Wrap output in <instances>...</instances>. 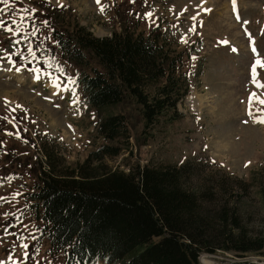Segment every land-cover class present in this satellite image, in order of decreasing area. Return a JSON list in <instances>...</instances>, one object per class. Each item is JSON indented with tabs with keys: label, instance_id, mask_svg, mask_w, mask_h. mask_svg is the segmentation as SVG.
Returning <instances> with one entry per match:
<instances>
[{
	"label": "rangeland",
	"instance_id": "rangeland-1",
	"mask_svg": "<svg viewBox=\"0 0 264 264\" xmlns=\"http://www.w3.org/2000/svg\"><path fill=\"white\" fill-rule=\"evenodd\" d=\"M45 1L66 9L61 28L83 26L98 38L122 29L144 36L158 30L169 51L184 54L190 90L176 105L180 117L150 129L126 100L94 109L75 83L89 70L45 47L54 44L50 29L40 27L37 40L23 36L26 11L43 12L34 0H0V264H63L29 199L40 163L46 151L56 169H75L104 145L122 147L103 163L124 172L196 159L217 181L226 174L245 182L248 192L237 205L242 223L264 239V0ZM117 114L128 123L127 142L97 134L99 120ZM191 181L197 186L198 175Z\"/></svg>",
	"mask_w": 264,
	"mask_h": 264
},
{
	"label": "trees",
	"instance_id": "trees-1",
	"mask_svg": "<svg viewBox=\"0 0 264 264\" xmlns=\"http://www.w3.org/2000/svg\"><path fill=\"white\" fill-rule=\"evenodd\" d=\"M33 3L43 12L26 11L31 17L23 36L37 40L45 26L54 43L45 47L54 46L63 60L89 70L76 79L89 106L101 110L126 100L145 129L181 116L176 105L187 96L190 82L184 54L169 51L158 30L144 36L122 29L98 38L83 26L61 28L66 9L45 0ZM96 131L107 141L129 139L121 114L100 119ZM121 150L104 145L75 169H56L45 151L29 199L50 250L61 254L64 264H198L202 252L262 253V235L247 230L237 206L240 193L248 192L245 182L230 181L226 174L217 181L215 172L199 168V160L137 165L128 172L103 163ZM260 192L264 209V188Z\"/></svg>",
	"mask_w": 264,
	"mask_h": 264
},
{
	"label": "built area",
	"instance_id": "built-area-1",
	"mask_svg": "<svg viewBox=\"0 0 264 264\" xmlns=\"http://www.w3.org/2000/svg\"><path fill=\"white\" fill-rule=\"evenodd\" d=\"M206 256L207 258H209L212 261H208L206 262V264H216V260L218 261H223L226 264H264V259H250V258H246L247 260L245 261V263H241L244 259L243 258H237L234 256ZM227 257V258H226ZM203 257L200 258V261L202 260ZM215 260V262L213 261Z\"/></svg>",
	"mask_w": 264,
	"mask_h": 264
},
{
	"label": "snow or ice",
	"instance_id": "snow-or-ice-1",
	"mask_svg": "<svg viewBox=\"0 0 264 264\" xmlns=\"http://www.w3.org/2000/svg\"><path fill=\"white\" fill-rule=\"evenodd\" d=\"M3 2L6 4L7 2H8V0H3ZM96 2L97 3H99V0H96ZM133 2H134V0H133ZM234 3H235V0H234ZM102 11H103V9H102ZM151 13H147V17H151ZM45 23H47V22H45ZM194 30V29H193ZM235 50V49H234ZM252 51L255 53L256 52V49L255 48H253L252 49ZM261 62H260V60H257L256 61V63L252 66V77H253V83H255L256 82V65H259ZM262 66H264V65H262ZM254 95V94H253ZM250 102H251V98H250ZM262 103H264V101H262ZM260 123H264V120H261V121H259ZM9 179H11V178H9ZM25 247H27L26 245H25ZM38 251V250H37Z\"/></svg>",
	"mask_w": 264,
	"mask_h": 264
},
{
	"label": "bare ground",
	"instance_id": "bare-ground-1",
	"mask_svg": "<svg viewBox=\"0 0 264 264\" xmlns=\"http://www.w3.org/2000/svg\"><path fill=\"white\" fill-rule=\"evenodd\" d=\"M226 256H232V255H229V254H225ZM253 259H255V258H253Z\"/></svg>",
	"mask_w": 264,
	"mask_h": 264
}]
</instances>
